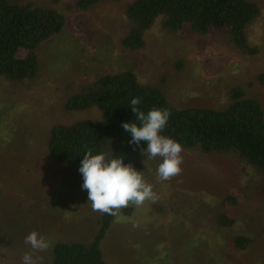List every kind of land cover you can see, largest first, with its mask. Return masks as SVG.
Listing matches in <instances>:
<instances>
[{
    "label": "rangeland",
    "instance_id": "obj_1",
    "mask_svg": "<svg viewBox=\"0 0 264 264\" xmlns=\"http://www.w3.org/2000/svg\"><path fill=\"white\" fill-rule=\"evenodd\" d=\"M9 1L53 8L67 24L38 49L35 79L16 85L0 77V264H21L31 251L25 236L33 230L51 241L49 250L35 253L43 264L51 262L56 244L90 245L99 233L103 213L88 203L79 168L56 165L49 148L56 125L103 119L99 108L65 109L83 86L131 71L142 84L164 91L179 110H225L239 88L264 108V87L257 82L264 72V0H250L261 9L247 31L260 50L254 57L238 53L224 33L172 32L163 18L146 34L143 50H127L125 10L133 0H101L85 11L78 0ZM111 153L105 144L103 154L110 159ZM181 156L182 171L169 181L157 177L160 157L141 156L138 171L158 199L117 212L101 243L107 262L264 264V175L233 150L205 153L197 146L183 148ZM228 219L235 224H226ZM240 236L251 239L246 251L234 246Z\"/></svg>",
    "mask_w": 264,
    "mask_h": 264
},
{
    "label": "trees",
    "instance_id": "obj_2",
    "mask_svg": "<svg viewBox=\"0 0 264 264\" xmlns=\"http://www.w3.org/2000/svg\"><path fill=\"white\" fill-rule=\"evenodd\" d=\"M100 2L78 0L77 7L85 11ZM125 15L129 32L122 45L127 50H143L146 34L159 18H163L162 25L169 31L189 36L224 33L238 53L252 57L260 53L258 47L251 45L247 31L260 17L261 9L250 0H133ZM66 24V17L53 8L0 0V77L16 85L35 79L41 69L38 49L62 34ZM24 53L25 56H20ZM257 82L264 87V72L257 77ZM230 96L233 104L225 110H179L172 106L164 91L142 84L131 71L101 76L72 95L65 109L86 112L99 108L103 119L56 125L49 143L51 157L58 166L79 168L85 146L91 148L93 154H99L109 143L111 158L118 156L138 171L140 150L147 145L144 142L138 147L130 144L131 136L124 131L122 123L139 124L130 102L140 97L137 107L145 113L153 107L169 111L170 117L161 135L174 139L186 149L200 146L205 153L236 151L264 175V108L243 89L232 90ZM229 200L237 206L236 198ZM101 219L99 233L90 245L58 243L48 264H109L101 243L115 215L103 213ZM227 223L234 225L235 221L228 219ZM250 243V238L240 236L235 239L234 246L246 251Z\"/></svg>",
    "mask_w": 264,
    "mask_h": 264
},
{
    "label": "clouds",
    "instance_id": "obj_3",
    "mask_svg": "<svg viewBox=\"0 0 264 264\" xmlns=\"http://www.w3.org/2000/svg\"><path fill=\"white\" fill-rule=\"evenodd\" d=\"M140 102V97L130 102L139 124L122 123V128L131 136L130 144L138 147L141 142L146 143L147 147L140 150L141 155L147 159L161 158L157 177L160 181H169L182 171L183 148L174 139L161 135L169 120V111L153 107L145 113L137 107ZM85 147L79 172L83 178L82 189L87 191L88 203L93 211L116 215L130 203L141 206L146 200L158 199L152 185L143 179L142 173L132 164H125L124 159L118 156L109 159L103 153L93 154L91 148ZM24 243L30 246L31 251L22 255L21 264H43V257L35 256V253L49 250L51 241L33 230L25 236Z\"/></svg>",
    "mask_w": 264,
    "mask_h": 264
}]
</instances>
